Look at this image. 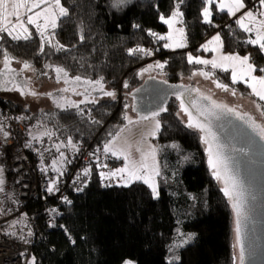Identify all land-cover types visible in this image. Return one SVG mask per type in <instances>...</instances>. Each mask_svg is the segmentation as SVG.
I'll list each match as a JSON object with an SVG mask.
<instances>
[{
	"label": "trees",
	"instance_id": "trees-1",
	"mask_svg": "<svg viewBox=\"0 0 264 264\" xmlns=\"http://www.w3.org/2000/svg\"><path fill=\"white\" fill-rule=\"evenodd\" d=\"M245 3L249 8L259 5L258 0H245ZM62 4L70 15L58 21L55 38L66 50L46 47L41 51L43 46L36 33L28 40H0V61L7 52L14 57L12 61H27L34 71L61 66L73 76L80 75L82 81L103 77L105 90L116 93L115 99L101 96L98 104H81L84 115L67 106L31 113L0 97V107L8 106L23 115L30 126L41 121L47 131L53 133L51 137L36 140L50 147L52 161L60 157L62 171L69 160H63L60 152L74 150L67 146L69 137L76 146L98 145L103 149L105 142L115 134L131 101L124 91L129 89L130 92L142 82L135 76L136 69L147 61L161 57L162 63L167 62L162 70L167 81L179 82L181 76L195 68L187 61L188 52H200V43L219 26L224 51L251 54L252 62L264 67V56L246 43L245 32L235 23V18L213 5V23L203 22V0H184L181 5L187 46L176 51L164 48V41H157L149 34V30L165 31L159 15H169L174 0H132L123 10L112 8L111 0H62ZM134 24L139 28H134ZM80 26L85 35L83 42L79 40ZM137 46L151 50L152 55L129 56L127 50ZM213 76L247 95L246 86L233 84L229 73L215 71ZM125 81L127 88L123 87ZM73 87L76 91L87 88L91 96L100 94L83 82ZM73 87L68 85L70 91ZM260 105L264 112V101H260ZM165 107L168 111L158 117L161 129L154 139L159 145L162 172V178L157 179L158 198H153L151 189L139 181L127 187L120 181L104 188L96 166H92L91 177L82 190L71 193V203L59 208V223L66 232L42 226L45 240L28 237L36 264H123L125 260L135 264H170L168 254L175 255L171 264H236L232 206L222 191V183L211 174L206 145L200 132L181 123L177 116L180 112L177 98H170ZM93 119L99 123H93ZM57 143L65 146L57 151L54 147ZM172 144L179 148H172ZM109 157L113 165L119 164L117 157L111 153ZM178 226L181 232L195 233V236L170 251L178 238Z\"/></svg>",
	"mask_w": 264,
	"mask_h": 264
},
{
	"label": "snow or ice",
	"instance_id": "snow-or-ice-1",
	"mask_svg": "<svg viewBox=\"0 0 264 264\" xmlns=\"http://www.w3.org/2000/svg\"><path fill=\"white\" fill-rule=\"evenodd\" d=\"M129 2L130 0H111V7L116 10H123V7H125ZM183 3L184 0H174V7L171 13L168 16H165L164 14L159 15V20L163 24L167 25L169 29L167 34L159 35L149 30V34L155 37L157 41H165V43L163 44L164 48L175 49L184 48L187 46V36L184 27H177L178 24H183L184 13L181 11V5ZM258 3L260 5V9L257 14L250 9L245 10L247 9L245 0H203L201 15L204 23L212 24L213 5H216V9L220 12L226 11L229 16H236L238 12H241L242 14L236 19L235 23L245 33L250 34L248 39L246 40V43L252 45L253 47H256L259 53L264 56V0H258ZM41 5L47 6L42 8ZM36 9H40V11H34ZM69 15V9L62 4V0H0V34L6 33L13 40H28L31 38V32L29 31L27 25H34L37 31L40 33L41 37L47 40L50 45L57 49V51L66 50L65 46L60 44L58 41L55 44H52L54 33L51 37L45 36V33L49 28L53 30L56 29L58 27V21L63 17H68ZM23 17H26V20ZM41 20L43 21V23L39 22ZM133 27L139 28V25L134 24ZM17 29H19V31H17ZM253 33L254 38L251 35ZM0 39H3L2 35H0ZM79 40L81 42L85 40L82 26H80ZM223 46L224 42L221 39L220 34L217 33L209 41L201 45L203 51H211L213 53H216L217 56L215 58L208 60L202 59L200 57H193L191 54H188L187 61L189 64L194 63L206 66L211 65L212 69L219 68L225 72L231 70V81L233 84H236L238 82L246 84L247 87L251 89L252 94L257 96L261 101H264V67H258L255 63H253L251 54L240 56L238 53H223ZM41 51H43V47H41ZM127 52L129 56L137 54L152 55L151 50L144 49L139 46L130 48L127 50ZM13 59L14 57H11L9 54H7V52H5L3 58V68L0 69V76L6 77V79L3 81L4 90L17 91L22 96L31 95L33 97H37L39 95H47L51 97L53 95L52 93H37L34 89H29L26 83L23 85L16 83V75H19V73H17L16 69H13L11 67ZM166 63V61L163 63L156 62L155 65H149L148 68L143 69L139 74L142 75L143 72L149 71L153 68L163 70ZM23 69L31 70V65L27 61H24ZM54 71L56 73L57 82H60L61 80H63L65 84H79L83 82L86 83L92 89V91L99 92L102 97L106 96L115 99L116 93L114 91L105 90L103 77H100L96 80L88 79L82 81V77L80 75H76L70 78L68 71L64 67L55 66ZM257 72L261 73L262 75H256ZM192 75H200L206 79H212L213 73L200 70L197 72H193ZM212 82L215 84L216 88L222 89L225 92H231L232 95H236L235 90L230 89L228 85L223 84L218 80H212ZM165 83L167 82L165 81ZM8 84H11L12 87L8 88ZM123 87H128V83L126 81L124 82ZM69 90V88H63L59 91L68 92ZM71 91L75 95L85 97L79 102L73 101L71 99L66 100L67 107L77 109V112L80 115L85 114V109H82L80 107L81 104L94 105L100 102L101 97L91 96L87 88L84 92H78L76 91V88L73 87L71 88ZM191 91H196L200 95L201 99L209 101L208 106L201 108V106L198 105L195 100H193L189 105H185L184 100L181 98L182 94H177V99L181 101L180 112L177 113V116H181L182 113L183 116L187 117L186 120L181 119V123H183L186 128L203 133V135L201 136V140L207 146L206 151L208 153V164L209 168L211 169V174L216 180L223 182L224 187L222 191L224 195L228 197L236 214L234 229L236 243L233 245V247L240 246L239 258L241 264H243L244 251L243 246L240 245L241 192L238 189V184L235 178L227 174V167L223 158L221 157L219 147L215 145L214 133L211 132L208 124L199 118L205 117L206 120L207 116L216 115V110L235 113L238 118L241 119H243V116L237 113L235 109L229 108L225 104L217 103L211 98V96L200 93L199 89H193ZM57 107L65 108V104L57 102ZM257 107L259 108V105ZM192 109L196 110V115L193 114ZM90 111L91 110L89 109L88 112L90 113ZM167 111L168 109L166 107L161 106L158 110L152 112L151 117L141 118L151 119L153 122L152 130L147 135L155 137L157 133L160 132L161 121L157 119V117L160 116L161 112ZM261 114L264 115V112H262ZM17 119H24V117H18ZM124 119L128 121V124L133 123L131 117L127 116V114H125ZM92 122L99 123V121H96L94 119ZM251 126L255 130H258L259 135L262 139H264V126L256 124L255 121H251ZM0 135L5 138L11 135L10 132L5 130V127L2 123H0ZM52 135L53 133L46 130L39 133L38 136H33V139H39L41 136L51 137ZM115 139L116 138L114 137L113 140L106 143L104 145L103 151L105 153H111L112 156H115L117 158H122L124 161V166L115 170H110L108 172H100L101 179L103 180L119 178L120 181L123 182V185L125 187L129 186L133 182L139 181L147 185L148 188L151 189L153 198H158L159 191L157 185V177L162 178V172L157 160L158 148L153 145H148L147 150L138 147L137 151L140 153V158L139 160H133L130 157V153L126 152L123 149L117 150L113 147ZM64 146L65 145L63 143L54 145L57 151H59L60 148ZM67 146H71L73 149L78 150L76 144L72 142V139L70 137L67 140ZM171 147L174 149L179 148L177 144H172ZM90 155L93 154L90 153ZM60 156L61 158H64V153L60 152ZM99 166L107 167L106 164ZM52 167L60 175H63V171L60 168L56 167L55 160H53ZM41 170L46 171V169L44 168H42ZM90 171V168H86L83 171V175H89ZM77 179H79V177H77ZM4 184L5 180L3 179V168H0V192H4ZM56 184L57 181L52 180L50 186L47 188V191L49 193L58 191L59 189L56 187ZM64 199L65 202L71 203V201H68L66 197ZM49 211L50 213L57 212L56 209H50ZM11 234L15 235V233ZM28 234L31 235L32 233L29 232ZM176 236L182 239L174 240L173 244L170 246V251L175 248L182 247L184 244H187L192 238L191 235L185 236L179 228H177L176 230ZM175 259H178V257H175ZM30 264H36L35 256L31 257ZM123 264H135V262L132 260H125Z\"/></svg>",
	"mask_w": 264,
	"mask_h": 264
},
{
	"label": "built area",
	"instance_id": "built-area-1",
	"mask_svg": "<svg viewBox=\"0 0 264 264\" xmlns=\"http://www.w3.org/2000/svg\"><path fill=\"white\" fill-rule=\"evenodd\" d=\"M18 117L24 116L7 107H0V123L11 133L7 138L0 135V168H3L5 180L4 192H0V239L3 240L0 243V264H30L33 249L28 237L45 240L42 226L66 232L59 223V208L68 205L64 198L71 201L69 195L79 192L90 179L92 171L87 176L83 175L86 168L91 169L95 165L99 175L100 172L117 169L111 162L110 153H105L98 145H80L78 150L63 152L62 159L69 160V163L60 177L52 167V152L30 138V124ZM58 158L55 161L59 168ZM103 164L107 167L99 166ZM52 180L57 181L59 190L49 193L47 188ZM119 182V178L101 179L104 188ZM50 209L57 212L50 213ZM29 232L32 234L29 235Z\"/></svg>",
	"mask_w": 264,
	"mask_h": 264
},
{
	"label": "rangeland",
	"instance_id": "rangeland-1",
	"mask_svg": "<svg viewBox=\"0 0 264 264\" xmlns=\"http://www.w3.org/2000/svg\"><path fill=\"white\" fill-rule=\"evenodd\" d=\"M130 1H132V0H130ZM46 6L47 5H41L42 8L46 7ZM249 9L252 10L254 13L258 14L259 9H260V5L257 4L256 6H254V8L247 7V9H245V10H249ZM245 10H242V11H245ZM21 11H23V10H21ZM34 11H40V9H36ZM181 11H182V9H181ZM241 14H242L241 12H238L236 14V16H230V17L233 19L234 18L237 19ZM165 16H168V15H165ZM23 18L26 20V17H23ZM39 22L43 23L42 20ZM164 26L166 27L165 31L158 32L157 34H159V35L167 34L169 29H168L167 25L164 24ZM27 27H28L29 31L31 32V37H32V35H34V33L38 34L43 48L48 47L50 49L57 50L55 47L50 45L47 40H45L43 37H41L40 33L37 31V29L34 25H27ZM177 27H183V24H178ZM218 27L216 26L215 32L213 34H211L210 36H212V35L215 36L217 33L220 34V30ZM55 30L56 29L53 30V29L49 28L47 30V32L45 33V36H49V37H51L54 33V39L52 40V44H55L57 42V40L55 38ZM17 31H19V29H17ZM0 35L3 36V39H12L6 33L0 34ZM249 35L250 34L245 33V40L248 39ZM251 35L254 38V33ZM210 36H208L207 38H209ZM207 38L200 43L199 48H198V50L200 52H198V53L188 52V54H191L193 57H200L202 59H208V60L215 58L217 56L216 53H213L211 51L205 52L201 48V45L205 44L207 41L210 40ZM221 39H222V37H221ZM0 40H2V39H0ZM21 40H23V39H21ZM184 48H175L174 50L175 51L176 50H184ZM222 51L225 54H230V52H226L223 49H222ZM239 55L244 56L247 54H239ZM160 58L156 57L155 59L149 60L146 63H144L145 64L144 66H138L136 69L137 70V73L135 75L136 78L143 80L149 76H155L157 78L167 80L166 76H165V74H163L162 70L156 69V68H153L149 71L143 72L142 75L139 74V73H141V71L143 69L148 68L149 65H155L156 62L162 63V59H160ZM194 65H195V68H193L192 71H190L187 75L181 76V78L179 80L180 83L187 84V85L192 83L193 85L197 86V88L200 90V93H202L204 95L211 96V98L213 100H215L217 103L225 104L229 108L235 109L236 112H238V113H242V114L247 113L251 118L256 120L257 123H259V125L264 126V115L261 114L262 113L261 105H260L261 100L257 96L252 94L251 89L248 88L246 84H244L242 82H238V83H242L246 86V88L248 90L247 95H243L240 91H237L236 89H235L236 95H232L231 92H225L222 89L215 87V84L212 82V80H215L214 76H212V79H206L200 75H196V76L192 75L193 72H197L200 70L211 72L214 74L215 71H222L221 69H219V68L212 69L211 65H207V66L206 65H199V64H194ZM11 67L13 69H16L17 73H19V75H16V83L21 84V85L26 83L29 89H34L37 93H41V94L52 93L53 94L51 97H49L47 95H39L37 97H33L31 95L22 96L17 91L4 90L3 81L6 79V77L0 76V97L23 107L24 109H26L27 111H29L31 113H41V112H44V111L50 110V109H61V108L57 107V102L65 104V106H67L66 105L67 99H71L73 101L79 102L80 100H83L85 98L84 96H76L74 94L70 95V93H71L70 90L68 92L59 91L60 89L68 88V85H71L73 87L75 84H72V83L65 84L63 82V80H61L60 82H57L56 73L54 71L55 66L54 67L49 66L46 69H42L41 71L38 72V71H34L32 69V67H31V70L23 69V62L12 61ZM2 68H3V59L0 61V69H2ZM45 73H46V75H45ZM227 73L230 74V79H231V70H229ZM256 75H262V74L257 72ZM69 77L71 78L74 76L69 74ZM7 87L11 88L12 85L8 84ZM85 89L86 88H80V89H78V92H84ZM230 89H232V88H230ZM120 91H118V93ZM124 92L129 93V89L125 90ZM64 94H67V95H64ZM117 95L122 96L121 94H117ZM92 96H96V95H92ZM97 97H101V94H99V96H97ZM61 98H65V99H61ZM89 98H91V97H89ZM258 105H259V108L257 107ZM5 107L11 109L8 106H5ZM12 111H14V110H12ZM125 114H127V116L131 117L133 123L128 124V121L126 119H124L123 122L118 123L117 127H116L115 134L109 140H107L105 142V144L108 143L109 141L113 140V138L115 137L116 139H115V143H114L113 147L116 148L117 150L123 149L126 152L130 153V157L133 160H139V158H140V153L137 151L138 147L143 148L144 150H147L148 145H153V146H156L158 148L157 160L159 162V145L154 142V139L157 137V135L155 137L147 135L152 130L153 122L151 119H141L142 117H151L152 113L147 114V115L137 114L136 110L133 109L132 102L129 101V104H128V107H127ZM179 118L184 119V120L187 119V117L183 116L182 113H181V116H179ZM157 119H159V118L157 117ZM46 130H47V128L45 127V125L41 121H36L30 126L29 136H30V138L33 139V136H38L39 133L44 132ZM57 144H60V143H57ZM68 147L70 148L71 146H68ZM47 148H50V147H47ZM123 166H124V163L122 162L121 164H119L117 166V169L120 167H123ZM159 166H160V164H159ZM157 179H158V177H157ZM122 184H123V182H122ZM157 185H158V180H157ZM158 191H159V189H158ZM177 228L180 229L181 227L178 226ZM182 233L185 236L191 235V237H192L191 239H193V236H195V233H190V232H188V233L182 232ZM177 239H182V238H177ZM1 240H2V238H1ZM233 252L236 256V264H237L238 263V258H237L238 256H237V252H236L235 247L233 249ZM174 256L175 255L173 254L170 257V254H168L167 260L169 262L172 261L171 259L174 258Z\"/></svg>",
	"mask_w": 264,
	"mask_h": 264
},
{
	"label": "water",
	"instance_id": "water-1",
	"mask_svg": "<svg viewBox=\"0 0 264 264\" xmlns=\"http://www.w3.org/2000/svg\"><path fill=\"white\" fill-rule=\"evenodd\" d=\"M193 89L190 84L149 76L132 89L128 96L139 115H147L161 106L165 107L170 98H177V94H182L185 105L195 100L201 108L208 106L209 101L201 99L196 91H191ZM178 101L180 105L181 101ZM192 111L194 115L197 114L195 109ZM239 114L243 119L235 113L221 110H216V115H209L206 120L205 117L199 118L214 133L215 145L219 147L227 174L235 178L241 192L240 245L244 251L243 264H264V139L251 126V121L259 123L247 113ZM220 182L223 188L224 184ZM232 211L235 229L236 214L233 208ZM235 248L237 264H241L240 246Z\"/></svg>",
	"mask_w": 264,
	"mask_h": 264
},
{
	"label": "crops",
	"instance_id": "crops-1",
	"mask_svg": "<svg viewBox=\"0 0 264 264\" xmlns=\"http://www.w3.org/2000/svg\"><path fill=\"white\" fill-rule=\"evenodd\" d=\"M214 35H212V36H210L209 38H207V39H211L212 37H213ZM185 49V48H184ZM171 51H174V49H171ZM119 159V164H121L122 162L124 163V161H123V159L122 158H118ZM118 164V165H119ZM117 165V166H118ZM121 183H122V181H121Z\"/></svg>",
	"mask_w": 264,
	"mask_h": 264
},
{
	"label": "flooded vegetation",
	"instance_id": "flooded-vegetation-1",
	"mask_svg": "<svg viewBox=\"0 0 264 264\" xmlns=\"http://www.w3.org/2000/svg\"><path fill=\"white\" fill-rule=\"evenodd\" d=\"M87 94V93H86Z\"/></svg>",
	"mask_w": 264,
	"mask_h": 264
}]
</instances>
